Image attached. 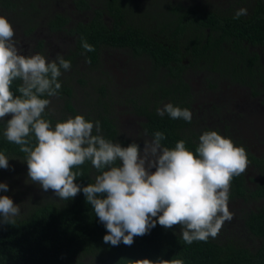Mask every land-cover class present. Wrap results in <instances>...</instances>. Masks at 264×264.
Masks as SVG:
<instances>
[{
	"label": "trees",
	"instance_id": "16d2710c",
	"mask_svg": "<svg viewBox=\"0 0 264 264\" xmlns=\"http://www.w3.org/2000/svg\"><path fill=\"white\" fill-rule=\"evenodd\" d=\"M102 1L104 10L90 9L85 21L66 27L68 19L54 14L46 20V25L51 31L62 30L72 36L71 53L82 57L89 69L98 67L104 46L125 48L132 55L148 60V82L129 100L128 110L141 118L138 124L150 138L156 131L165 134L162 146L171 149L183 139L186 148L195 153L199 136L207 130L217 131L208 127L195 129L192 121L174 120L167 113L157 115V109L167 103L189 109L190 93L183 77L187 65L204 62L210 69L217 67L231 80L247 86L253 95H260L264 105V65L258 63L254 51L247 49L248 45L264 46V0H257L248 14L239 19H233L235 13L193 11L175 5L170 9L171 16L165 15L159 28L132 23L125 16V6L118 0ZM14 2L0 0V6L11 9ZM74 2L81 10L90 8L87 0ZM104 13L110 19L109 25L103 22ZM22 19L27 27L32 25L27 16ZM81 37L95 51H85L81 47ZM58 79L62 87L57 97L62 99L66 110L73 113L70 103L72 88L63 72ZM20 83L19 80L13 82L11 90L14 95H19ZM43 115L53 126L57 122L47 109ZM84 117L100 122V134L104 138L128 146L107 112L92 111ZM10 118L0 120V152L8 157L25 159L26 153L20 151V146L8 142L3 135ZM93 134H96L95 129ZM31 140L34 146V136ZM232 140L237 146L242 145L238 140ZM247 157L259 180L248 187L244 173L235 176L231 181L229 199L260 202L242 216L248 233L258 239L252 248L210 238L189 245L182 239V233L166 229L159 223L147 234L134 237L131 246L123 242L112 246L104 242L107 229L81 190L72 199L63 201L57 196L56 201L34 206L16 218L14 225L0 224V264H136L137 260L145 258L152 261L183 259L185 264H264V154L256 156L247 152ZM79 170L83 175L77 177L75 183L81 189L94 183L95 176L100 174L91 162H85Z\"/></svg>",
	"mask_w": 264,
	"mask_h": 264
},
{
	"label": "clouds",
	"instance_id": "9594fccd",
	"mask_svg": "<svg viewBox=\"0 0 264 264\" xmlns=\"http://www.w3.org/2000/svg\"><path fill=\"white\" fill-rule=\"evenodd\" d=\"M246 15L247 9L240 8L233 19ZM14 35L11 22L0 15V120L11 114L3 135L26 153L32 182L44 191L51 189L63 201L82 190L107 229L104 242L112 246L121 242L131 246L134 237L147 234L157 223L166 229L180 225L182 239L189 245L218 236L224 223L233 219L228 206L231 181L249 165L244 146L207 130L199 136L195 153L183 139L170 149L162 146L165 134L156 131L150 140L145 139L141 153L135 142L123 147L104 138L100 122L82 114L53 126L43 115L51 102L46 97L59 95L62 84L58 78L62 70H70L71 62L59 54L50 62L39 53L21 54ZM81 47L95 51L83 37ZM16 80L22 82L19 95L11 90ZM165 113L174 120H192L188 108L172 103L157 109V115ZM85 162H91L100 174L81 189L75 180L83 175L79 169ZM8 167V156L0 152V168ZM0 190L6 192L7 183L0 182ZM20 214L19 205L7 195L0 196V224L14 225ZM136 264L185 261L145 258Z\"/></svg>",
	"mask_w": 264,
	"mask_h": 264
},
{
	"label": "rangeland",
	"instance_id": "374dc122",
	"mask_svg": "<svg viewBox=\"0 0 264 264\" xmlns=\"http://www.w3.org/2000/svg\"><path fill=\"white\" fill-rule=\"evenodd\" d=\"M125 6V16L132 23L147 28H159L164 16H171L175 5L197 11H214L221 14L235 13L246 8L247 14L257 0H118ZM15 3V4H14ZM13 8L0 6V15L11 22L13 37L19 51L24 55L42 54L50 62L57 55L71 62V68L62 71L66 76L72 94L70 103L73 113L66 110L60 97H49L47 110L58 121L74 117L76 114L87 116L92 111H105L112 118L119 136L128 145L135 142L141 153L145 139H151L139 126L140 117L128 109L129 100L142 91L148 82L149 63L143 56H134L128 49L104 46L101 48L99 65L89 69L84 59L75 53L73 38L65 31H51L46 20L54 14L68 19L66 27L77 21H85L90 9L104 10L102 0H87L89 10H81L74 0H15ZM24 12L21 14V12ZM174 13V12H173ZM22 16L30 19L32 25H26ZM103 22L109 25L110 19L104 13ZM259 55L264 63V48L255 47L251 51ZM183 77L188 84L190 98L189 110L192 113V127L215 128L224 137L238 140L247 152L256 156L264 154V105L260 95L223 75L217 67L210 69L204 62L200 65H187ZM11 117V114L5 118ZM56 123V122H55ZM127 147V146H126ZM9 167L0 168V182L7 183L8 190H0V196L7 195L19 205L21 214L48 201H56L55 193L32 182L28 177L25 159L8 157ZM155 171V169H151ZM246 185L252 187L259 180L257 171L248 165L244 172ZM260 202L229 199V210L233 219L225 222L219 234L210 238L217 242H231L249 248L258 243L242 223V216L254 209ZM17 217V218H18ZM172 229L182 233V227Z\"/></svg>",
	"mask_w": 264,
	"mask_h": 264
},
{
	"label": "flooded vegetation",
	"instance_id": "af4514ba",
	"mask_svg": "<svg viewBox=\"0 0 264 264\" xmlns=\"http://www.w3.org/2000/svg\"><path fill=\"white\" fill-rule=\"evenodd\" d=\"M255 48V47H262V48H264V46H260V45H248L247 46V49L249 50V51H251V48ZM252 51H253V49H252ZM255 54L257 55V58H258V63L260 64V65H264V63H261L260 62V59H259V55L255 52ZM262 69H264V67L262 68ZM223 75H225V76H227L228 78H229V76L227 75V74H223ZM230 79V78H229Z\"/></svg>",
	"mask_w": 264,
	"mask_h": 264
}]
</instances>
